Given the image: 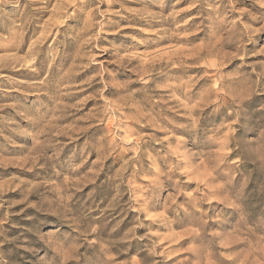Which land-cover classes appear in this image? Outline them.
<instances>
[{"label": "rangeland", "instance_id": "rangeland-1", "mask_svg": "<svg viewBox=\"0 0 264 264\" xmlns=\"http://www.w3.org/2000/svg\"><path fill=\"white\" fill-rule=\"evenodd\" d=\"M0 264H264V0H0Z\"/></svg>", "mask_w": 264, "mask_h": 264}]
</instances>
